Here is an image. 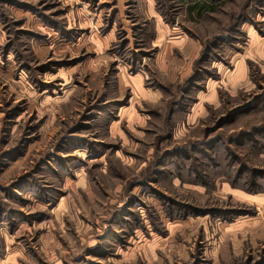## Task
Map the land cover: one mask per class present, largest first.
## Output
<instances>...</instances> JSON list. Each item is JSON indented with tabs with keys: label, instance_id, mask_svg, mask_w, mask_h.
<instances>
[{
	"label": "rangeland",
	"instance_id": "374dc122",
	"mask_svg": "<svg viewBox=\"0 0 264 264\" xmlns=\"http://www.w3.org/2000/svg\"><path fill=\"white\" fill-rule=\"evenodd\" d=\"M0 264H264V0H0Z\"/></svg>",
	"mask_w": 264,
	"mask_h": 264
}]
</instances>
